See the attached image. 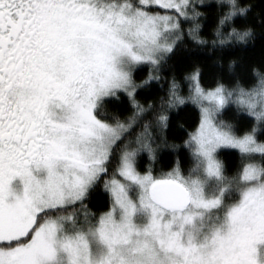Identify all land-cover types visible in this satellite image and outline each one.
Listing matches in <instances>:
<instances>
[{
  "label": "snow or ice",
  "instance_id": "1",
  "mask_svg": "<svg viewBox=\"0 0 264 264\" xmlns=\"http://www.w3.org/2000/svg\"><path fill=\"white\" fill-rule=\"evenodd\" d=\"M0 264H264V0H0Z\"/></svg>",
  "mask_w": 264,
  "mask_h": 264
},
{
  "label": "trees",
  "instance_id": "2",
  "mask_svg": "<svg viewBox=\"0 0 264 264\" xmlns=\"http://www.w3.org/2000/svg\"><path fill=\"white\" fill-rule=\"evenodd\" d=\"M235 56H244L250 61H258L260 59V45L257 43L256 48H248L246 50L237 49L234 52H230L222 57L224 64H227L229 59H232ZM179 60L182 64L189 65L192 61L201 62L202 67L204 68L207 74L218 73L223 74L221 67L215 65L214 61L217 57L205 56L201 54V50L196 48V46L190 41L186 40L185 45L177 53V56L174 58ZM147 74V67H144L140 73V78ZM193 114V108L189 107L184 110L176 109L174 115V122L180 121L186 123L189 122V118ZM178 130L173 126V134H177ZM103 198H101V201Z\"/></svg>",
  "mask_w": 264,
  "mask_h": 264
}]
</instances>
